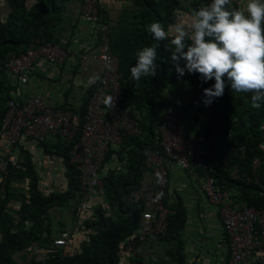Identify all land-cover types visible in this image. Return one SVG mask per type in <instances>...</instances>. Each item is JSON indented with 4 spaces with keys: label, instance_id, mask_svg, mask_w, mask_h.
I'll return each mask as SVG.
<instances>
[{
    "label": "trees",
    "instance_id": "1",
    "mask_svg": "<svg viewBox=\"0 0 264 264\" xmlns=\"http://www.w3.org/2000/svg\"><path fill=\"white\" fill-rule=\"evenodd\" d=\"M243 1L230 0L231 8L246 10L247 3L244 4ZM61 2L62 0H37L33 7L28 8L26 0H7L10 9L8 20L0 23V122L5 117L11 100L22 102L19 97L22 98L25 94L21 87H27L17 82L15 86L6 82L4 72L7 58L10 55L24 54L31 44L35 47L53 44L51 27L56 22L53 16L62 9ZM141 2L148 6L141 7L143 12L139 14L141 36L146 47L156 43L147 31L150 24L159 22L168 35L164 41L159 42L156 49L155 62L160 68L155 77H143L144 85L137 90L127 88L128 85L121 77V91L124 95L121 106L128 109L141 130L136 136L123 137L121 148L113 150L111 147L106 154L103 167L108 165L109 169L102 175L100 173L106 205L96 208L93 221H87L81 227L73 229L64 228L61 221L55 222L51 216L50 211L54 208H67L70 202L74 203V213L81 201L79 172L76 165L70 162L69 154L77 139L61 142L62 152L53 150L51 141H43L41 144L45 157L54 153L63 162L68 181L64 192L44 194L40 191L39 177L33 163L35 154L25 146L18 148L17 158L3 156L2 152L0 158L6 159L8 165L5 172L0 169V264H17L15 255L34 244L40 249L55 251L58 264H120V245L137 232L146 210L144 204L137 206L129 203L128 197L142 184L148 151L158 152L165 160L157 128L165 108L171 105L170 101L185 91L181 96L184 104L179 112L180 120L185 121L189 117L190 120L199 121L195 128L191 121L186 125L193 132L199 131L205 143L206 169L195 170L211 176L218 188L225 189L223 191L238 189L241 200L247 207H263L261 176L264 166V104L260 108H254L250 93H237L226 87L223 95L206 107L201 102L203 89L211 87L214 80L202 84L197 74L187 73L178 78L171 62V40L175 35L169 33V26L177 24L181 8L179 0ZM200 3L206 6L211 0H188L187 9L184 10L192 15L194 10L199 9ZM86 51L90 52L89 47ZM183 64L180 61L181 67ZM33 71L34 69L28 72V79ZM118 72L120 73L119 68ZM98 86L99 83H96L86 89V106ZM0 140L3 138L0 137ZM255 159L261 162L258 168L253 167ZM19 163L20 168L16 169L15 164ZM235 172L240 176L239 179L232 177ZM23 184L25 187L21 188ZM177 199L176 202H169L166 197L162 198L169 213L165 230L157 237L171 243L167 252L173 264H185L186 256L180 236L186 224V207L181 198ZM13 202H20L18 209L12 205ZM11 208L14 213H11ZM56 225L64 228L61 231L69 232V246L54 245L52 236ZM76 238L81 240L73 246V239ZM137 257V254L131 256L130 260L142 264ZM23 264L36 262L24 259Z\"/></svg>",
    "mask_w": 264,
    "mask_h": 264
},
{
    "label": "built area",
    "instance_id": "2",
    "mask_svg": "<svg viewBox=\"0 0 264 264\" xmlns=\"http://www.w3.org/2000/svg\"><path fill=\"white\" fill-rule=\"evenodd\" d=\"M201 6L202 3L198 8ZM81 10L84 19L93 25L96 33H106V26L99 19L97 0H82ZM99 51L93 58L100 63V86L89 98L83 114L67 106L50 107L42 96L30 95L22 99L19 97L21 103L11 100L8 111L0 122V136L7 145L3 156H11L15 149L16 152L28 142L37 146L47 137L58 136L60 142L77 139L69 154L71 163L76 165L79 172L81 201L77 211L81 214L88 211V198L103 191L100 170L108 150L120 145L123 137L140 134L136 119L121 106L124 95L121 91V77L113 69L116 61L111 57L108 47ZM67 56L68 53L60 46L48 44L35 47L31 44L24 54L10 55L5 67L15 82L27 85L28 72L37 64L61 66ZM81 58L85 59L86 55ZM109 96L114 98L112 108L105 103L106 97ZM170 104L165 108L157 128L165 160L158 152L148 151L145 165L152 174V181L141 184L128 198L132 203L139 204L143 201L150 207L142 214L143 225L138 235H132L126 244V250L132 256L138 251L134 247L136 241L144 242L148 236H160L165 230L169 211L164 207L162 198L170 164L176 163L190 174H193L195 169H206L203 138L199 131L197 133L189 130L186 122L180 121L179 109L184 101L175 97ZM187 123H190L189 119ZM260 164V160L255 159L253 167L258 168ZM7 165L8 161L0 158L2 172L6 171ZM15 166L19 169L20 163ZM232 177L239 179L240 176L235 172ZM261 182V188L264 190V166ZM202 190L210 204L221 206L219 216L229 240V264H243L249 260L252 263L264 264V201L260 209L247 206L234 208L229 203L228 193L218 188L215 180L206 173ZM261 196L264 198V192ZM68 237V232L62 233L61 238L54 244L64 246Z\"/></svg>",
    "mask_w": 264,
    "mask_h": 264
},
{
    "label": "crops",
    "instance_id": "3",
    "mask_svg": "<svg viewBox=\"0 0 264 264\" xmlns=\"http://www.w3.org/2000/svg\"><path fill=\"white\" fill-rule=\"evenodd\" d=\"M151 1L158 2V0ZM183 1L179 0L181 8L178 11V16L179 13L181 14L177 24L188 26L191 23L192 15L188 14L187 10H184L187 9L188 0ZM26 2L28 8H31L37 3V0H26ZM98 3L100 20L110 28V46L113 54L118 59L121 77H123L126 86L128 85L127 88L137 90L144 85V79L142 77L139 82L133 80L130 68L135 66L137 53L147 46L141 36V17H139V14L143 12L141 7L148 8V6L143 5L141 0H98ZM61 6L62 9L53 16L56 22L51 27L52 40L54 45L65 49L68 56L61 66L48 63L37 64L32 76L28 79L27 87H21L25 94L22 98L30 95H39L44 98L46 104L50 107L63 108L67 106L82 114L85 112L86 107L84 100L86 89L96 85V83L98 84L100 79L96 63L90 58L86 60V58L83 59L81 56L85 54L84 50L86 48L96 45L97 39L93 27L83 17L81 10L82 0H62ZM9 12L7 0H0V23H5L8 20ZM4 75L7 83L13 86L17 85L14 77L9 74L7 69H5ZM31 78L34 79L32 87L35 90L29 86ZM90 78L97 79L89 83ZM185 93L186 91L183 94ZM188 119L183 121V123L186 122L185 124H188ZM189 121L192 122L194 128L199 125V121L194 119H189ZM48 139V141L53 143V150L63 151L58 136ZM0 145V154L2 152L6 153L7 145L5 141L0 140ZM24 146L33 155L37 153L38 160L34 156V164L36 160L37 162H42L43 167L39 171L41 172L40 175L44 176V185L47 184L48 174L52 178L48 181L49 184L45 188H42L43 180L40 179V189L45 190L43 193L49 194L48 190L51 193L56 189L57 192H64L68 187V181L66 169L62 165L63 162L59 159V156L53 153L50 157H45L43 149H37L36 145L30 142ZM121 146L122 144L113 146L112 149L118 150ZM15 150L11 156L17 158L18 149L16 152ZM47 165H53V167H44ZM103 165L104 163L101 166V175L109 169L108 165L105 167ZM151 175L150 170L147 169L146 173L142 174V184L151 183ZM204 176L205 173L202 171L196 170L193 174H190L176 163H171L163 197H166L169 202H176L177 198H181L184 207H186V224L180 236L186 256L185 264H229V240L221 224L219 216L220 205L210 204L204 195L202 190ZM23 186L24 184L21 188L25 187ZM221 189L225 190L223 187ZM226 192L229 195L228 200L232 207L241 208L246 206L244 201L241 200L238 189L231 188L226 190ZM19 203L13 202L12 205L17 206L16 209H18ZM141 204L146 207L145 211L150 209L143 201L139 204L135 203L137 206ZM105 205L104 193H96L88 198L87 213H78L79 204L73 213V202L68 203L67 208H54L50 213L55 222L61 221L64 228L73 229L74 227H81L87 221H93L96 208H103ZM142 225L143 223L140 224L137 232L132 235H138L137 233ZM56 226L57 228H54L55 234L52 236L53 240L58 239L59 232H65V230L61 231V229H64L63 227ZM129 238L120 245V264H137L136 261L132 262L130 260L131 256L126 250V243H128ZM80 240L81 238L73 239L72 245L79 243ZM134 247L138 249V257L136 259L140 260L142 264H173V260L167 252L171 247V243L161 241L157 236H148L144 242L136 241ZM55 256V251L43 250L34 244L27 250L17 253L14 260L17 264H23L24 259L27 261L33 259L36 264H58ZM243 264L258 263H252L249 260Z\"/></svg>",
    "mask_w": 264,
    "mask_h": 264
},
{
    "label": "clouds",
    "instance_id": "4",
    "mask_svg": "<svg viewBox=\"0 0 264 264\" xmlns=\"http://www.w3.org/2000/svg\"><path fill=\"white\" fill-rule=\"evenodd\" d=\"M97 6L99 14L98 0ZM100 22L106 26L107 31L100 34L93 29L97 43L93 48L89 47V53L84 50V55L86 60L92 59L99 70L100 63L93 57H96L103 47H108L111 57L116 61L113 69L121 77L118 72V59L110 46V28L101 20ZM262 24H264V0H249L246 10L232 9L230 0H211L206 6L194 10L188 26L181 24L169 26L175 32L174 39L171 40L173 46L171 62L177 77H183L186 73L197 74L202 84L214 80L211 87L203 89L201 102L206 107L210 106L215 98L221 97L226 87H230L231 91L237 93H250L252 106L260 108L264 104V26ZM90 25L93 27L92 24ZM147 31L156 43L137 53L135 66L130 68L131 77L137 82L142 77L157 75L160 65L155 62L156 49L159 47V42L164 41L168 35L159 22L147 26ZM180 61L184 62L183 67L180 66ZM94 79L97 78H90L89 83ZM181 96L175 97L182 99ZM105 103L112 108L114 98L106 97ZM41 144L36 148H41ZM56 240L54 239L53 243ZM70 240L68 237L66 245L57 247L69 246Z\"/></svg>",
    "mask_w": 264,
    "mask_h": 264
},
{
    "label": "rangeland",
    "instance_id": "5",
    "mask_svg": "<svg viewBox=\"0 0 264 264\" xmlns=\"http://www.w3.org/2000/svg\"><path fill=\"white\" fill-rule=\"evenodd\" d=\"M180 1H181V2H184L183 0H180ZM243 2H244V4H245V3H248L247 0H244ZM180 14H181V13H179L178 18L180 17ZM177 20H178V19H177ZM169 33L175 35L174 30L171 29V28H169ZM33 81H34V79L31 78V79H30L29 86L32 87V85H33ZM32 88L35 90L34 87H32ZM178 89H179V88H178ZM182 123H183V121H182ZM48 138H50V137H47L45 141H48V140H49ZM39 149L42 150L43 148L41 147V148H39ZM37 156H38V155H37V153H36V154H35V157L37 158ZM37 160H38V158H37ZM37 160H36V163L34 164V169H35L36 173L38 174L39 182H40V179L43 180L42 188H45V187L49 184L48 181H49L50 179H52V178H51L50 174H48V175H47V178H48L47 184L44 185V176H43V175H40L41 172L39 171V170L41 169V167H43V164H42V162H37ZM44 167H53V165H51V166L47 165V166H44ZM51 170H53V169L51 168ZM146 170H147V169H145V170L143 171V173H146ZM39 182H38V188L40 189V184H39ZM40 191H41L42 193L45 192V190H41V189H40ZM48 191H49V193H50V190H48ZM55 191H57V189H56ZM11 213H14V211H12V208H11ZM62 216L65 217L64 215H62Z\"/></svg>",
    "mask_w": 264,
    "mask_h": 264
}]
</instances>
